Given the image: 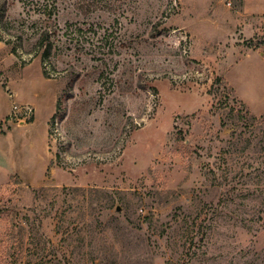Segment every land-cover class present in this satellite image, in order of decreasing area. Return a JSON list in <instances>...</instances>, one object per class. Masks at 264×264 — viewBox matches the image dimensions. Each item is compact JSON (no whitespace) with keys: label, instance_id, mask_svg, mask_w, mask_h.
<instances>
[{"label":"rangeland","instance_id":"1","mask_svg":"<svg viewBox=\"0 0 264 264\" xmlns=\"http://www.w3.org/2000/svg\"><path fill=\"white\" fill-rule=\"evenodd\" d=\"M4 4L0 264H264V0Z\"/></svg>","mask_w":264,"mask_h":264},{"label":"trees","instance_id":"2","mask_svg":"<svg viewBox=\"0 0 264 264\" xmlns=\"http://www.w3.org/2000/svg\"><path fill=\"white\" fill-rule=\"evenodd\" d=\"M7 11L6 4L0 6V17L5 16ZM39 48L43 49V58H48L52 53V44L47 39V33H43L42 37L37 41ZM46 73V72H44ZM46 75V74H45Z\"/></svg>","mask_w":264,"mask_h":264}]
</instances>
